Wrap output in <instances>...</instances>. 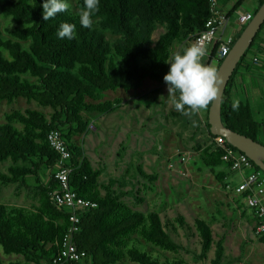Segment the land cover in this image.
<instances>
[{
	"label": "trees",
	"instance_id": "16d2710c",
	"mask_svg": "<svg viewBox=\"0 0 264 264\" xmlns=\"http://www.w3.org/2000/svg\"><path fill=\"white\" fill-rule=\"evenodd\" d=\"M44 2L0 0V16L12 22L11 28L0 26V103L11 105L23 99L50 109L49 116L38 110L5 114V122L0 124V163L12 164L8 174L0 173V183L33 185L40 197V205L33 210L0 204L1 251L5 256L23 258L11 264H42L59 254L69 223L66 211L57 209L50 201V193L56 189L53 175L58 155L47 142L48 133L58 130L71 152L67 163L72 169L70 187L78 196L95 204L79 215L80 231L75 236V245L85 256L79 262L68 264H118L125 257L133 264H163L148 251H140L135 246L128 248L126 240L137 233L147 244L175 253L181 249L173 237L177 235L176 227L190 230L185 218L178 215L163 222L158 212L131 211L123 201L125 197L137 203L144 200L132 191L123 192L124 186H118L114 179L108 181V186H99L100 171L91 170L74 139L96 128L92 120L95 115H110L122 108L123 100L119 98L104 100L107 93L139 90L145 80L167 85L163 80L170 68L166 63L171 58L166 51L167 44L175 41L189 46L204 32L212 16L211 2L99 0V12L92 17L97 21L91 28L80 24L79 14L71 7L45 21ZM256 2L253 16L264 0ZM77 5L82 8L83 0H77ZM64 22L75 24L74 39L57 36ZM157 25L163 26L164 32L153 45ZM263 32L264 23L230 77L220 109L221 121L227 129L259 143L264 126L255 120L248 103H239V108L233 110L230 90L236 74L248 67V55L261 50ZM106 33L117 37V41L111 44ZM216 51L217 48L212 50L209 59L215 57ZM157 92L154 90L152 94ZM210 105L204 115L207 141L212 138L208 124ZM169 115L177 120L185 116L174 106ZM196 133L197 130L190 137L193 142ZM195 145L201 162L222 185L223 178L214 169L223 166L229 169L221 159L223 151L210 145L205 148L200 143ZM251 166L260 171L252 162ZM135 171L143 180L156 179L140 166ZM115 185L117 189L113 188ZM100 189L105 191L103 196ZM194 227L201 239L200 257H204L212 245L211 228L199 218L194 219ZM261 242L264 244V240ZM0 264H4L1 259ZM176 264L186 263L177 261Z\"/></svg>",
	"mask_w": 264,
	"mask_h": 264
},
{
	"label": "rangeland",
	"instance_id": "374dc122",
	"mask_svg": "<svg viewBox=\"0 0 264 264\" xmlns=\"http://www.w3.org/2000/svg\"><path fill=\"white\" fill-rule=\"evenodd\" d=\"M246 2L242 9L253 14L257 2ZM220 3L217 11H224ZM69 4L72 11L79 14L81 8L77 5V0H70ZM96 21L93 19L94 24ZM229 21L230 27L236 26L235 15ZM0 26L11 28L12 22L0 16ZM236 29L239 30L238 27ZM163 32V26L157 25L152 36L153 45ZM106 37L111 44L117 41V37L111 34L106 33ZM187 46L188 44L179 45L170 41L166 51L171 57L174 52L182 51ZM206 50L208 52L209 48ZM202 62L204 63V60ZM154 90L158 92L152 94ZM116 98L123 100L121 109L110 115H95L92 120L96 128L89 129L74 139L75 145L87 158L91 170L100 171L97 184L108 186V181L114 179L118 186H124L121 189L123 192L132 191L144 200L137 203L134 199L125 197L123 201L131 211L144 214L158 212L163 222L181 215L190 226L188 231L176 225L177 235L173 237L181 249L175 253L163 252L147 244L137 233L127 238L128 248L135 246L140 251H148L157 256L163 264H176L177 261L186 264H235L239 261L245 263L246 245L242 237L244 233L239 230L235 205L225 204L217 196L216 185L211 184L215 178L197 156L196 143H200L202 148L209 146V141L202 140L198 114L189 112L182 119L172 118L169 115L173 108L172 97L168 93L167 85H159L150 80H145L142 87L136 91L109 92L104 100ZM252 101L251 99V103ZM257 102L256 105L252 103L254 115L256 120L264 125V103L259 100ZM25 110L42 111L48 116L50 114V109L40 108L35 103H27L23 99H18L11 105L2 102L0 124H4L5 114ZM200 113L205 115V110ZM16 126L20 128L19 125ZM196 130L193 142L190 137H193L192 133ZM258 140L264 142L261 136ZM180 157L186 158L184 164L179 163ZM170 164L173 165L171 169L168 167ZM11 165L8 161L0 163V173L8 174L7 169ZM137 166L146 174L156 176V179L152 182L141 179L135 171ZM218 169L215 168L214 171ZM117 185L113 188L117 189ZM99 192L102 196L105 193L103 189ZM0 204L33 210L40 205V197H37L33 185L0 183ZM195 218L205 221L213 236L211 248L204 257H200L201 239L194 227ZM217 237L221 238V241ZM225 237L234 241L231 243L229 238L225 241ZM0 259L4 264L23 260L20 256L3 255L1 248ZM118 264L133 263L125 257Z\"/></svg>",
	"mask_w": 264,
	"mask_h": 264
},
{
	"label": "built area",
	"instance_id": "2783aa9c",
	"mask_svg": "<svg viewBox=\"0 0 264 264\" xmlns=\"http://www.w3.org/2000/svg\"><path fill=\"white\" fill-rule=\"evenodd\" d=\"M212 16L206 23V30L202 32L193 42L202 43L209 51L205 55L209 59L211 52L217 48L214 58L209 59V64L223 60L229 53L235 36H218V31L225 27L228 23V17L216 10V0H210ZM252 13H238L237 23L241 29H244L252 20ZM192 42V43H193ZM191 43V44H192ZM49 147L58 155V160L54 169L53 180L56 183V189L50 193V201L57 209L66 211L68 219V229L60 242V251L56 258L52 261L43 262L42 264H68L70 262H79L84 258L85 254L78 251L75 245V236L80 231V213L94 208L95 204L78 196L70 187V174L72 169L67 163L71 159V152L67 148L65 140L62 138L58 130H51L47 135ZM210 146L221 149L223 151L222 161L229 166L234 172H240L244 169H252L251 161L241 152L230 146L224 138L220 136L212 137L209 140ZM185 157H180L179 163L184 164ZM169 169L173 168L170 164ZM230 189L229 186L226 187ZM235 193H247L245 203L249 209L255 212L257 223L253 233L256 237L264 235V206L261 198L264 197V174L261 171L252 169L248 175L236 189Z\"/></svg>",
	"mask_w": 264,
	"mask_h": 264
},
{
	"label": "crops",
	"instance_id": "0c3cea01",
	"mask_svg": "<svg viewBox=\"0 0 264 264\" xmlns=\"http://www.w3.org/2000/svg\"><path fill=\"white\" fill-rule=\"evenodd\" d=\"M249 0H216V10L218 3L222 5V8L225 9L219 10L221 14H225L226 16L231 12L232 15H228V23L225 27L221 28L218 31V36H237L240 28L238 23L236 22V26L230 27L229 23L231 18L235 15L237 20L238 13H247L244 11L243 4ZM256 2V0H254ZM237 3H240L237 5ZM247 3V2H246ZM236 27L239 28L236 29ZM235 28V29H234ZM238 30V31H237ZM262 42L259 44L260 51L259 52H251L248 55L247 68H242L234 78V84L231 87V99L232 101H239V103H248L251 108L253 115L255 114L253 110V104H257L258 100L261 103H264V32L261 35ZM204 63L208 62L207 57L204 56L202 58ZM215 66L217 67L216 63ZM251 99L253 100L251 103ZM200 118V130L202 135V140H206L207 136L204 133V114L197 112ZM255 118V115H254ZM256 120V118H255ZM257 121V120H256ZM260 123L259 121H257ZM261 124V123H260ZM264 126V125H263ZM264 140V127L260 132V135ZM198 142V141H197ZM260 143L263 144L264 142L260 140ZM217 175L223 178L222 185L217 183V181H212L211 184L216 185L215 191L217 196L221 198L225 204H233L235 205L237 215L239 217L238 225L240 226L239 230H242L244 234H242L243 241L245 242V250H244V261H239V263L235 264H264V244L261 242L264 240L263 237H256L253 233L254 227L257 223V219L255 217V212L252 209H249L245 203V193L237 194L235 193V189L242 184L243 180L250 175L252 169H244L240 172H234L227 168V166L220 167L217 171ZM211 175V174H210ZM212 176V175H211ZM213 177V176H212ZM229 186L230 189L226 187ZM261 203L264 206V197L261 198ZM228 215L231 216L230 213ZM230 218V217H229ZM245 224L248 226H245ZM213 237V236H212ZM232 240L230 237H227ZM226 237L224 240L226 241ZM214 239V238H213ZM218 239V237H217ZM218 240L221 241V238Z\"/></svg>",
	"mask_w": 264,
	"mask_h": 264
},
{
	"label": "clouds",
	"instance_id": "9594fccd",
	"mask_svg": "<svg viewBox=\"0 0 264 264\" xmlns=\"http://www.w3.org/2000/svg\"><path fill=\"white\" fill-rule=\"evenodd\" d=\"M43 19L54 18L58 13L70 8L67 0H45ZM99 12V0H83L79 12L80 24L91 28L93 15ZM75 24L61 23L57 36L69 40L75 38ZM207 54L206 47L200 42H193L182 51L174 52L166 61L170 65L163 80L167 84L172 104L182 114L197 113L207 110L210 103L218 100L222 93L223 79L215 66V62L205 64L202 58ZM233 110L239 108V101H233Z\"/></svg>",
	"mask_w": 264,
	"mask_h": 264
},
{
	"label": "water",
	"instance_id": "95a60500",
	"mask_svg": "<svg viewBox=\"0 0 264 264\" xmlns=\"http://www.w3.org/2000/svg\"><path fill=\"white\" fill-rule=\"evenodd\" d=\"M263 23L264 2L254 14L252 20L242 30L229 53L217 68L223 79L222 93L220 98L212 102L209 107L208 124L210 126L209 132L212 137L220 136L224 138L230 146L244 154L260 171L264 173V146L259 142L253 141L250 138L227 129L221 121L220 112L222 96L227 87V83Z\"/></svg>",
	"mask_w": 264,
	"mask_h": 264
}]
</instances>
